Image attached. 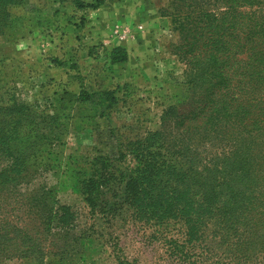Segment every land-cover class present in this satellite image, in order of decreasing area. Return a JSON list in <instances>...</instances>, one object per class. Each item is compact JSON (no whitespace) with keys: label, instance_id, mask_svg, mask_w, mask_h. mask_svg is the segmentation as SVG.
<instances>
[{"label":"rangeland","instance_id":"374dc122","mask_svg":"<svg viewBox=\"0 0 264 264\" xmlns=\"http://www.w3.org/2000/svg\"><path fill=\"white\" fill-rule=\"evenodd\" d=\"M228 5L0 0V264H264L252 212L165 196L174 167L222 161L232 118L196 77L227 55L214 20ZM254 137L239 146L264 154ZM260 170L247 186L264 195Z\"/></svg>","mask_w":264,"mask_h":264},{"label":"trees","instance_id":"16d2710c","mask_svg":"<svg viewBox=\"0 0 264 264\" xmlns=\"http://www.w3.org/2000/svg\"><path fill=\"white\" fill-rule=\"evenodd\" d=\"M226 2L228 10L223 17L214 20L222 22L216 27L221 30L216 33L214 43L219 46L218 54L226 49L227 55L224 59L215 55L213 70H204L196 77V80L218 87L217 110L222 120L232 118L228 125H220L217 129L216 141L222 147L218 154L222 161L197 171L190 160L182 174L175 178L172 172L177 169L174 167L165 196L185 208L197 205L202 215L217 212L226 217L236 208L242 209V214L252 212L249 225L262 227L264 195L254 188L250 190L247 185L259 183L257 171L264 167V154H254L239 146L238 137L246 131L252 138H264L260 131L264 129V0ZM6 172L4 168L0 173V186L7 180ZM222 203L223 207L219 206ZM172 205L171 211L176 206ZM231 261L235 264L232 258Z\"/></svg>","mask_w":264,"mask_h":264}]
</instances>
